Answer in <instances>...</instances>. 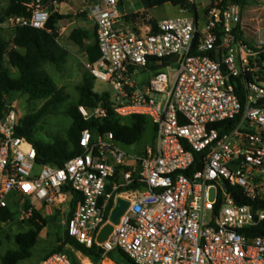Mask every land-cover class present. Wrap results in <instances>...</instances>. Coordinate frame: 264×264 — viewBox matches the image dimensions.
Returning a JSON list of instances; mask_svg holds the SVG:
<instances>
[{"label":"built area","instance_id":"1","mask_svg":"<svg viewBox=\"0 0 264 264\" xmlns=\"http://www.w3.org/2000/svg\"><path fill=\"white\" fill-rule=\"evenodd\" d=\"M52 1L25 2L27 14L7 22L45 29ZM122 1L99 0L91 8L101 56L86 65L112 88L117 117L149 118L154 142L129 153L113 132L84 129L80 155L63 166L42 164L35 145L17 135L20 118L8 108L0 117V215L8 209L31 219L36 202L62 208L77 198L64 233L103 250L97 260L75 250L80 264H106L117 249L129 264H264V236L254 233L264 220V42L240 37L243 8L232 0H208L202 16L184 9L156 30L136 27ZM166 59L177 64L175 73L155 69L145 78L152 63ZM78 108L86 120L108 112ZM118 197L130 205L100 243ZM40 264L74 263L57 252Z\"/></svg>","mask_w":264,"mask_h":264},{"label":"trees","instance_id":"2","mask_svg":"<svg viewBox=\"0 0 264 264\" xmlns=\"http://www.w3.org/2000/svg\"><path fill=\"white\" fill-rule=\"evenodd\" d=\"M31 0H10V3L4 13L0 15V23H3L9 16L13 14H27L25 2ZM63 1V0H61ZM192 1L197 0H142L146 8H154L157 6L170 3L176 7H185L192 5V11L198 15L197 8ZM245 5L249 0H232ZM140 13L131 14L134 20L141 17ZM80 16H87V11L73 13H61L51 7V16L45 29L31 26L17 27L14 29L13 43L15 48L10 52L6 51V42L0 36V117L5 115V108H10L15 96L18 94H28L32 100L46 99V103L34 114L25 116L21 120V124L17 127L16 133L30 140L38 151V162L48 163L57 166H63L66 161L80 155L82 148L79 138L84 129H90L94 136L98 133L106 131L113 132L116 140L123 144H134L143 138L147 129L149 118L143 115H132L127 118L126 123L121 122V118L117 117L109 103V93L100 94L94 90L95 77L90 73L85 75L82 82L78 85L79 99L76 103L71 104L66 109V113L72 118V124L68 130V139L58 138L54 142H45L35 138V131L38 123L43 117L53 112L60 104L66 101L67 95L61 88H58L50 74L43 69L46 63L54 64L61 67L69 54L68 49L63 46L59 40V32L57 24L64 19H71ZM152 30H156L158 22L154 19L148 20ZM78 45L84 48L88 54L89 62H96L101 56L99 44L95 39L94 42L85 45V39L90 37L87 30L74 29L70 35ZM240 37L246 42L243 31ZM24 49L22 52L20 49ZM8 55L12 66L19 70V76L13 77L5 66V56ZM264 58V52L262 53ZM84 105L87 108L103 106L108 110L107 116L103 119L91 118L84 119L79 111V106ZM156 137V129L154 127L153 141ZM72 144V147L70 146ZM237 189L235 192L237 193ZM78 199H74L71 207L75 209ZM245 202V201H244ZM41 218L38 210L34 211L31 218L35 224L36 230L20 232L15 236L17 244L16 249H10L1 257V264H20L21 261L31 258L34 254L33 249L39 241V233L43 229V223L37 221ZM0 220L4 223L13 221L14 214L8 209L3 210ZM255 235L264 236V220L254 230ZM59 245L53 249L52 253H67L74 264H80L74 250H81L89 255L93 260L101 257V253L94 248H84L79 245L73 238L64 232L58 236ZM74 249V250H73ZM48 255V256H49ZM45 256L44 258L48 257ZM112 260L117 264L124 263L127 256L119 249L110 253ZM115 257V258H114ZM42 258L40 262L44 259ZM123 258V259H122Z\"/></svg>","mask_w":264,"mask_h":264},{"label":"rangeland","instance_id":"3","mask_svg":"<svg viewBox=\"0 0 264 264\" xmlns=\"http://www.w3.org/2000/svg\"><path fill=\"white\" fill-rule=\"evenodd\" d=\"M94 0H53L52 6L54 10H59L61 13H79L87 11V16H80L71 19H64L57 24L58 40L65 46L69 54L66 62L57 67L54 64L46 63L43 65V69L46 70L52 79L55 81L58 88H61L64 94L67 95L65 102L60 104L53 110L52 113L46 115L38 123L35 131V138L45 141L54 142L58 138L68 139V130L72 124V118L66 113V109L73 103H76L79 99L78 85L82 82L85 75H89L87 68L88 54L84 48L78 45L70 35L74 29L87 30L90 33V37L85 39V45H88L95 41V20L90 17L89 7L93 4ZM208 0H197L192 2L197 8L198 15L202 16L204 6ZM10 0H0V15H4ZM125 7L131 11H143L146 6L142 0H125ZM192 5L185 7H176L171 4H164L155 7L151 13L158 19L170 18L180 15L186 11L191 15H195L192 11ZM243 8V24H244V37L246 40L254 45H261L264 42V0H249L247 4L242 6ZM151 8H149L150 11ZM185 9V10H184ZM122 11V4H121ZM146 13L141 15V20L147 21ZM14 28L10 26L7 19L0 23V36L6 42V51L10 52L15 48L13 43ZM19 49V48H18ZM5 66L10 71L13 77L18 76L14 67L9 61L8 55L5 56ZM162 70L171 74L176 72L177 64L169 63L166 59L163 66H155L154 63L144 73L145 78L150 77L156 70ZM94 90L100 94L105 92L112 93V88L100 81H94ZM46 99L32 100L28 94H18L15 96L10 109H14L21 120L30 114L36 113L45 103ZM127 118H121L122 123H126ZM154 136V126L149 121L147 129L143 135V138L134 144H120L121 147L129 153H140L147 145H151ZM72 147V144H70ZM40 170V166L35 167V172ZM213 198V193H212ZM72 203H67L59 206L41 205L38 212L41 215L39 222L43 223V229L39 233V241L33 249V256L22 262V264H39V261L48 256L58 243V236L65 230V221L68 218V212ZM72 208V207H71ZM14 220L9 222H2L0 220V258L6 254L10 249H16L17 244L15 242V236L20 232H27L30 230H36L35 224L32 219H22L14 212ZM74 250V249H73ZM75 252V250H74ZM115 258V257H114ZM123 259V258H122ZM112 256L109 255L106 264H113ZM124 263L129 264L127 260H122ZM116 262V261H115ZM117 263V262H116ZM119 264V262H118Z\"/></svg>","mask_w":264,"mask_h":264},{"label":"water","instance_id":"4","mask_svg":"<svg viewBox=\"0 0 264 264\" xmlns=\"http://www.w3.org/2000/svg\"><path fill=\"white\" fill-rule=\"evenodd\" d=\"M177 59H178V56L176 55L171 59V61H175ZM216 59L218 61L221 60L219 49L217 50V53H216ZM157 62L160 63L161 60H157ZM7 112H8V107L5 108V113ZM197 167L198 169L202 170L203 169L202 162L198 163ZM129 205H130V201H128L127 199L123 197H118L117 204L110 214V222H108L100 231L98 238H97L98 242L102 243L110 237V235L114 231V224H118L120 222L121 216L125 213Z\"/></svg>","mask_w":264,"mask_h":264},{"label":"crops","instance_id":"5","mask_svg":"<svg viewBox=\"0 0 264 264\" xmlns=\"http://www.w3.org/2000/svg\"><path fill=\"white\" fill-rule=\"evenodd\" d=\"M87 1H90V0H87ZM96 2H98V0H94L93 4L89 7V9H88L89 12H91V8L95 5ZM166 4H170V3H166ZM171 5H172V4H171ZM154 10H155V7H154V8H151L150 11H149V8H146L145 10H143V11H139V12H137V11H131V10H128V9L125 7V0L122 1V12H124V13L127 15V18L130 19L136 27L141 28V29H143V30H146L148 27H150L149 23H148L147 21L141 20V17L138 18V19H136V20H134V19L132 18L131 14H133V13H140V14H144V13H146V14H145V15H146V18H145V19H154V20H156L157 22H159V21L162 20V19H165V18H162V19H158V18H156V17L151 13V11H154ZM90 17L93 18V14H92V12L90 13ZM243 21H244V20H243ZM90 33H91V32H90ZM19 49H20L22 52H24V49H22V48H19ZM13 67H14V66H13ZM14 69H15L14 71H16L17 74H18L17 68L14 67ZM18 76H19V75H18ZM18 76H16V77H18ZM25 260H26V259H25ZM23 261H24V260H23ZM23 261H21L20 264H22Z\"/></svg>","mask_w":264,"mask_h":264},{"label":"bare ground","instance_id":"6","mask_svg":"<svg viewBox=\"0 0 264 264\" xmlns=\"http://www.w3.org/2000/svg\"><path fill=\"white\" fill-rule=\"evenodd\" d=\"M111 262V261H110ZM113 263V262H112ZM114 264V263H113Z\"/></svg>","mask_w":264,"mask_h":264}]
</instances>
